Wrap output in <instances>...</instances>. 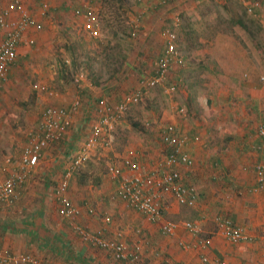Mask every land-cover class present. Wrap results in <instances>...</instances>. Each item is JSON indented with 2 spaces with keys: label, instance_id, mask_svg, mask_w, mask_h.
I'll return each instance as SVG.
<instances>
[{
  "label": "rangeland",
  "instance_id": "1",
  "mask_svg": "<svg viewBox=\"0 0 264 264\" xmlns=\"http://www.w3.org/2000/svg\"><path fill=\"white\" fill-rule=\"evenodd\" d=\"M58 1L56 5H52L51 1L47 2L49 12L41 20L42 31L35 34L32 47L19 53L18 60H24L23 71L17 73L16 84L8 86L10 97L5 94L4 99H0V104L9 110L3 111L2 119L8 120V115L10 119H20L15 124L18 126L12 125L3 134L0 133V143L14 136L23 139L21 143H24L30 133L34 134L36 118L46 106L53 104L51 102L57 97H63L65 93V97L70 100L76 96L73 78L79 73H83L92 82L104 84L102 87L110 88V94H105V99L111 104L138 90L141 77H150L155 62L163 55L166 41L164 33L167 30L173 31L177 37L179 54L182 58L187 57L192 64L190 67H186L185 63L182 67L174 66L170 71L169 81L177 78L180 86L178 84L179 87L171 93L166 92L168 84L145 89L141 101L130 107L122 122L116 126L111 136V146L98 147L96 158L74 171L73 175L75 183L92 186L94 191L102 194L108 193V205L111 207L106 209L105 214L101 213V218L106 220L108 217L109 224L105 223L116 228L113 225L116 217L112 215V211L114 206L119 207L120 204L115 198V190L108 176V166L119 164L121 156L129 150L139 153L140 162L146 168L160 162L165 150L160 134L165 125H168L164 115L196 124L197 130L198 127L203 129L192 141V148L195 146L193 167L199 174L194 172L193 181L190 180L191 186L198 195L202 189L210 190L213 198L219 199L226 206L223 208L217 205L221 209L211 208L205 213L197 201L191 207H180L181 217L167 216L166 219L192 222L199 220L200 237H211L210 234L217 232V217L229 218L233 204L245 208L249 203V198L241 188L237 190L235 187L237 179L241 180L244 174L247 176L252 173L244 165L249 161H236V166L233 167L231 160L227 159L223 162L226 163L228 172L224 173L219 167H206L207 161L203 160L202 151L211 149L217 155L228 146L225 131L236 135L233 131L235 121L232 117L231 120H225L224 116L232 103L238 104L231 97L234 95L235 98L237 95L236 88L240 81L249 80L250 76L256 78L257 82L262 77L261 82H264V0H171L163 6L158 5L156 0H64L68 6L82 1L92 3L89 6L99 25L100 34L97 38H91L83 30L84 18L76 17L72 12L73 7L67 11L57 10ZM8 2L9 0H0V11ZM137 18L140 27L133 34V22ZM176 19L179 20L178 23ZM215 60L228 62L220 66L222 62L215 65ZM62 61L67 64L63 72ZM90 95L92 98L99 97L95 93ZM204 98L213 101V104L206 106ZM228 98L231 99V105L227 102ZM60 99L67 102V99ZM263 105L264 98L261 102V106ZM13 106L17 107L16 113ZM200 134L203 138H200ZM74 139L75 143L78 142V138ZM8 152L10 150L5 154ZM18 153L17 148L10 155ZM200 161L204 163L203 166ZM224 175L229 179L226 184L222 177ZM76 187L73 192L79 196L80 192ZM68 191L69 188L67 196ZM86 192L87 197L91 196L90 191ZM55 201L58 203L56 197ZM100 202L105 204L104 201ZM162 204L166 208L169 203L164 198ZM74 205L80 208L82 217L86 210L85 203L82 206ZM92 206L95 209L96 203ZM99 208L101 207H97V213ZM133 212L128 213L130 218H140L138 213ZM138 228L140 233L135 234L140 237V243L126 241L127 244L131 247L140 244V253L144 249H152L154 260L162 261V264H171V261L164 255L166 253L161 252L160 247L169 243L179 250L180 242L186 239L182 230L179 237L166 238L157 229L150 233L142 225ZM117 232H120L119 228L109 235L103 233V237L110 239ZM144 233L148 236L155 235L152 237L153 244L141 237ZM142 260L139 255L137 264H144Z\"/></svg>",
  "mask_w": 264,
  "mask_h": 264
},
{
  "label": "crops",
  "instance_id": "2",
  "mask_svg": "<svg viewBox=\"0 0 264 264\" xmlns=\"http://www.w3.org/2000/svg\"><path fill=\"white\" fill-rule=\"evenodd\" d=\"M22 1L39 21L46 18V14L49 11L47 9L46 13L41 15L39 9L40 3L38 0ZM48 1H51L52 5H56L57 3V0ZM10 2L11 0H9L8 3ZM74 2H76V0ZM58 3L59 6L56 8L57 10L67 11L73 7L72 12L77 8H82L84 5L89 6L92 4L90 1H87L86 3L82 1L78 2L76 5L72 4L71 6H68L67 3H64V0H59ZM56 9L54 8V10ZM36 33L37 32L30 31L28 36L34 38L35 40ZM28 47L32 46L21 45L19 47V53H23ZM27 52H29V49ZM18 58L19 55L15 64L10 69L7 81L4 82L0 88V99H4V95L10 93L8 86H14L16 84L15 81L18 80L17 73L23 71L22 65L24 60H18ZM183 59L185 60L186 67H190L192 65L191 62L187 60V57H184ZM215 61V65H218L222 62L220 66H222L223 63L226 64L228 62V60ZM209 65H211V63ZM153 74L154 72L152 71L151 76ZM143 78L144 77L142 76L141 79ZM173 79L174 80L169 81L168 76L165 84H168V87L175 85L177 89L178 84L180 86V80L176 81L177 78ZM262 79L263 78L261 77L259 79L260 82H257L256 78H250L249 76V80L240 81L236 88L237 95H235V98L234 95L231 98L242 106H238V104L233 103L231 105V99L229 100L228 98L227 102L229 101V105L231 106L228 108L224 119L227 120L232 117L231 119L235 121V130L233 131L236 132V135H231L228 133V131H225L226 136L228 137V146H225L224 149H221L220 153L217 155L211 149L208 151H202L203 160L207 161L205 166L209 168L212 166L219 167V169H221L224 173L228 172V167L226 166V163L223 162L227 159L231 160L233 167L236 166V161H249V163L247 162L244 165L247 168L249 167V169L252 170V173L247 176L244 174L241 180L237 179L235 181V187L237 190L241 188L243 194L249 198V203H247L245 206L246 209L238 204H233L229 219L231 218L230 220L234 224L242 227L244 231H246L254 239L249 242H242L233 245L215 231V233L210 234L212 238V244L210 249L206 252V256L208 257L207 262L202 261V255L200 252L195 250H185L182 248L181 244H179L181 250H177L169 243H166L160 247V250L163 254L166 253L164 255L170 259L169 261H171V264H264V191H251L255 185L254 166L259 160L258 154L254 149V147L260 142V139L257 136V128L259 125H264V112H261V109H264V105L261 106V102L264 98V82H261L263 81ZM102 86L97 87V85H94L92 80L86 76L81 83V87H75L76 96L73 99L70 100L69 98L65 97L66 93L63 97H57L56 95V100L51 102L53 104L45 107H69L73 100L79 98L81 100L83 110L82 113L77 118H75L76 123L66 135L65 140L63 139L59 143H53L48 149H46L38 165L31 170L24 183L17 188V192L19 194L18 201L10 206L0 203V250L13 254H29L40 262H54L57 264H122L121 262L114 261L112 256H110L107 252L83 242L71 228L68 221L58 214V203L55 201L56 189L63 179L67 163L70 162L69 151L75 145L74 138L80 137V126L82 124V120H86V117L88 116L89 112L86 111L90 109L89 106L94 103V100L96 101L99 99H105V94H110V88H105ZM168 87L166 89H168ZM11 91L14 92L12 89ZM92 93L99 95V97L96 98L95 96V98H92L90 95ZM243 94H245L246 99H244L245 96ZM8 96L10 97L9 94ZM60 98L67 99V102L62 101ZM204 99L205 100L203 101L206 106L209 107L211 104H213V101L209 100L208 98ZM231 107L233 108L231 109ZM2 108H4V105L0 104V133L3 134L4 130L9 129L10 126L17 124V121L20 119L18 117L16 119H10L8 115V120H3V111L5 112L9 110L6 107L4 109ZM13 108H15L14 113H16L17 107L13 106ZM39 114L35 121L36 126L34 133L37 130ZM163 117L168 121L166 124L175 127L177 136L188 137L189 143L186 146V150L193 159L195 167V146L193 149L192 141H194L196 136H199V133L203 128L198 127L197 130L196 124L189 123L187 120L177 119V117L174 116L171 118L168 115H164ZM173 118L175 119L173 120ZM168 125H165V127ZM32 133H30L29 136ZM201 137L203 138V135L201 136L200 134V138ZM4 140L2 143H0V186L9 175L15 174L19 171L21 153L27 141L26 140L24 143H21L23 139L16 136L6 141ZM163 146L165 149V157L167 150L165 145ZM17 148L19 153L17 155H10L11 151L17 150ZM8 150H10V152L5 154V152ZM126 153L127 151L121 156L119 164L111 165L121 166L122 159ZM96 154L91 159L96 158ZM200 162V165L203 166L204 163L202 161ZM194 167L190 169L185 166H179L178 169L181 173V180L184 185H191L190 180H192V175L195 171L199 174V171L194 169ZM73 174L68 183V197L72 202H74V204H81L82 206L85 203L86 208L89 207L93 209V213L91 214L85 210L86 212L84 211L82 217L78 219V223L86 230H90L92 233L100 230L102 234L104 233L105 235L106 232V234L109 235V233L115 232V230L119 228L120 232L123 233L125 241L130 243H140V237H138V234H135L140 233L138 230L139 226L142 225L143 228H145L147 232L150 233L157 229L156 226L149 224L142 218V216L138 214L137 215L140 216V218H130L128 213H134L133 210L129 209L124 202H121L117 198L116 199L120 205L119 207L114 206L112 211V215L116 217V219L113 221V225H115L116 228L108 226V217H106V220L101 218L103 214L106 213V209L111 207L108 205V193L102 194L100 191H94L92 186H85L86 184L83 186L79 183H75V175ZM222 177L225 184L229 182V179L226 177V175ZM111 181L115 190L116 183L112 179ZM75 187L80 192L79 196H76V194L73 192ZM86 191H90L91 196L87 197L88 193ZM209 191L210 190L208 189L201 190L198 199V203L201 206L200 209H202L205 213H208V210L211 208H213V210L221 209L220 207H217V205L224 208L226 204L220 203L219 199L217 198H213ZM164 198L166 199L167 204L169 203L165 208V219L167 216H170L171 218L181 217L179 212L180 207L183 206L178 204L171 195H166ZM86 200H88L89 204H86ZM100 201H104L105 204H102ZM92 203H96L95 209L93 208ZM99 206L101 208L98 209L97 213V207ZM101 213H103L102 216ZM201 216L203 217V215ZM173 222L181 224L183 221ZM197 222L199 225L201 224V221L198 220L196 223ZM181 230L184 231L183 228H178L173 236L179 237ZM156 231H158V229ZM183 234L186 237L184 241L185 243H192L196 240L195 237L188 234L186 231H184ZM153 236L152 234L148 236V234L144 233L141 237H145L147 242L153 244ZM163 237L169 238L172 236ZM155 249L157 250V248ZM152 252V249H144V251L139 254L140 257L143 258L142 262H144V264H162V261L160 262L154 260ZM137 263L138 261L136 259V264ZM168 264H170V262Z\"/></svg>",
  "mask_w": 264,
  "mask_h": 264
},
{
  "label": "built area",
  "instance_id": "3",
  "mask_svg": "<svg viewBox=\"0 0 264 264\" xmlns=\"http://www.w3.org/2000/svg\"><path fill=\"white\" fill-rule=\"evenodd\" d=\"M40 14L44 15L48 9V0H38ZM171 0H156L158 5H166ZM90 6H82L74 10L76 17H83V30L91 37L99 36V25ZM140 17V16H139ZM138 18L133 22V34L139 29ZM179 20L176 19V23ZM43 29L42 22L26 7L22 0H11L0 11V88L7 81L10 69L15 64L21 45L33 46L34 38L28 33L40 32ZM165 36V49L163 55L155 62L150 77L141 80L138 90L128 93L117 103L111 104L106 99L94 100L86 120H82L80 137L78 142L70 149L69 160L64 176L56 189L58 202V214L68 221L71 228L86 244L107 252L112 258L122 264H136L140 254V244L129 246L123 233L117 232L114 237L107 239L101 233H92L78 223L81 210L73 204L67 196L68 183L74 171L84 166L98 150V147L109 148L111 136L116 126L122 122L130 107L138 104L144 90L162 86L168 79L174 66L182 67L184 59L177 48V37L173 31L167 30ZM85 79L83 73L74 77L76 88L81 87ZM168 92L176 90L175 85L166 89ZM83 107L79 98L72 101L69 107H47L39 114L37 130L31 134L23 147L19 171L9 175L0 186V203L13 205L19 199L17 188L24 183L27 175L35 168L44 151L53 143L65 140L68 132L73 128L76 119L82 113ZM182 112V109L180 110ZM257 136L260 142L254 147L258 154V162L254 166L255 185L253 192L264 191V125L257 128ZM160 139L165 145V157L148 169L140 162L139 153L134 150L127 151L122 159L121 166H108V176L116 183L115 197L125 205L140 214L146 222L157 227L162 236H173L178 228H183L188 234L196 238L192 243L181 242L185 250H195L202 255V261L207 262L206 252L210 249L212 238L200 237L199 224L192 221H183L181 224L168 221L164 218L165 208L162 199L171 195L178 204L186 207L193 206L199 199L195 188L182 183L179 166L193 168L194 162L186 150L189 142L186 136H177L175 127L166 126ZM77 141V140H76ZM88 213L93 209L87 207ZM217 232L230 244H239L252 241L250 236L240 226L234 224L229 218L217 217L215 219ZM0 264H54L52 262H40L29 254H13L0 250Z\"/></svg>",
  "mask_w": 264,
  "mask_h": 264
},
{
  "label": "trees",
  "instance_id": "4",
  "mask_svg": "<svg viewBox=\"0 0 264 264\" xmlns=\"http://www.w3.org/2000/svg\"><path fill=\"white\" fill-rule=\"evenodd\" d=\"M120 1H121V0H120ZM122 1H123V0H122ZM122 1H121V2H122ZM41 31H42V30H41ZM61 65H62V69H61V70H62V72H63L64 70H66V68H67V64H66L65 61H62V62H61ZM64 68H65V69H64ZM93 83H94V85H97V86H102V85H104V84H102V83H100V82H98V81H94ZM168 151H169V150H167L166 152L168 153ZM107 169H108V168H107ZM83 183H85V182H82V184H83ZM96 184H97V182H96ZM186 185H187V186H190L189 184H186ZM115 198H116V197H115ZM139 215H140V214H139ZM140 216H141V215H140Z\"/></svg>",
  "mask_w": 264,
  "mask_h": 264
}]
</instances>
